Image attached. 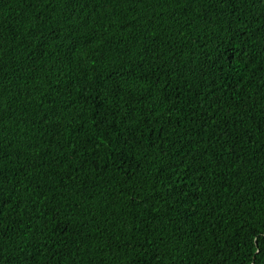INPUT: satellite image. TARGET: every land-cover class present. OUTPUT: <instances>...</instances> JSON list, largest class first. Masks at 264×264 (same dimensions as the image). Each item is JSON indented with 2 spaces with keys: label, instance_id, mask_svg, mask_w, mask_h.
<instances>
[{
  "label": "trees",
  "instance_id": "16d2710c",
  "mask_svg": "<svg viewBox=\"0 0 264 264\" xmlns=\"http://www.w3.org/2000/svg\"><path fill=\"white\" fill-rule=\"evenodd\" d=\"M0 200V264H264V0H0Z\"/></svg>",
  "mask_w": 264,
  "mask_h": 264
},
{
  "label": "snow or ice",
  "instance_id": "6c2138e0",
  "mask_svg": "<svg viewBox=\"0 0 264 264\" xmlns=\"http://www.w3.org/2000/svg\"><path fill=\"white\" fill-rule=\"evenodd\" d=\"M7 203L6 201L0 200V204ZM151 243V241H149ZM258 253L264 254V236L258 237L255 241ZM0 244H2V240H0ZM3 256V249L0 248V257Z\"/></svg>",
  "mask_w": 264,
  "mask_h": 264
}]
</instances>
